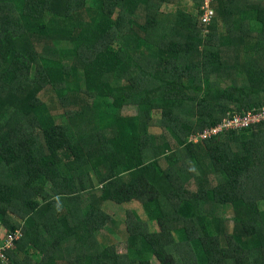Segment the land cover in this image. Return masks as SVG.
I'll list each match as a JSON object with an SVG mask.
<instances>
[{
  "label": "trees",
  "instance_id": "1",
  "mask_svg": "<svg viewBox=\"0 0 264 264\" xmlns=\"http://www.w3.org/2000/svg\"><path fill=\"white\" fill-rule=\"evenodd\" d=\"M181 1L0 0V264H264V0Z\"/></svg>",
  "mask_w": 264,
  "mask_h": 264
},
{
  "label": "rangeland",
  "instance_id": "2",
  "mask_svg": "<svg viewBox=\"0 0 264 264\" xmlns=\"http://www.w3.org/2000/svg\"><path fill=\"white\" fill-rule=\"evenodd\" d=\"M177 8L183 9V10L188 11V12H193V13H195V11H196V7L194 6V3L192 0H182L179 5L172 6V7L168 6L167 9H174L175 10ZM53 95L54 94L53 93L51 94L49 91V92L41 93L40 96H41L42 100L50 106L53 115L57 117L56 119L58 121H61L62 111H61V108L59 107V105L57 104V102L55 101V98L53 97ZM123 112H124V115H133V114H136V109L133 106H127V107H125ZM157 115L158 114H156V116ZM150 132L159 133V132H161V130H160V128L153 127V128H150ZM104 209L108 210L111 214H113V216H115L116 219L120 222L118 224L113 225V226L110 225L111 230L106 228V229H103L102 231H100L99 234L101 235V238H103V237H106V239L108 238L109 240H111L110 243L116 242V241L120 242L119 253L127 254V249H126L127 247L125 246V244H126L125 237L126 236L123 233L125 227L121 221H123V219H124L123 216L125 215L126 210H133L143 220H147V216L145 215L143 208L141 207V205L139 203L133 201V202L125 203L122 205L110 203V204H107L106 208H104ZM223 212H224L226 217H232V210H231L230 206H225ZM230 227H232V224L230 225ZM1 229H2V231L0 232V239H3L5 230L3 229V227ZM6 263H9V262L7 261ZM152 264H157V260L153 258Z\"/></svg>",
  "mask_w": 264,
  "mask_h": 264
},
{
  "label": "built area",
  "instance_id": "3",
  "mask_svg": "<svg viewBox=\"0 0 264 264\" xmlns=\"http://www.w3.org/2000/svg\"><path fill=\"white\" fill-rule=\"evenodd\" d=\"M210 0H206V4L204 6V13H203V22L208 23L210 18L213 15V10L209 8ZM264 122V107L258 111L253 113H246L244 116H235L232 119L224 120L219 126L205 130L203 133L199 134L201 139H206L216 135L218 132L222 130H241L245 127H248L251 124H256ZM197 140V138H195ZM21 236L20 231L15 232H8L5 236L4 244L0 246V256L3 257L2 251L6 248L12 246V242L18 239Z\"/></svg>",
  "mask_w": 264,
  "mask_h": 264
},
{
  "label": "clouds",
  "instance_id": "4",
  "mask_svg": "<svg viewBox=\"0 0 264 264\" xmlns=\"http://www.w3.org/2000/svg\"><path fill=\"white\" fill-rule=\"evenodd\" d=\"M3 227V229L5 230V233H4V238L3 239H1V242H0V246H2L3 244H4V240H5V236H6V234L8 233V232H11V231H8L3 225H1L0 224V228H2ZM16 231H20V230H16ZM15 232V231H14ZM17 240V239H16ZM117 248V247H116ZM7 249V248H6ZM118 250V249H117ZM4 251V250H3ZM3 251H2V254H3ZM0 258L1 259H4V257H1L0 256Z\"/></svg>",
  "mask_w": 264,
  "mask_h": 264
},
{
  "label": "crops",
  "instance_id": "5",
  "mask_svg": "<svg viewBox=\"0 0 264 264\" xmlns=\"http://www.w3.org/2000/svg\"><path fill=\"white\" fill-rule=\"evenodd\" d=\"M2 231V229L0 228V232ZM116 241V240H115ZM117 243H118V241H116ZM116 242H112V244H116ZM116 247H117V245H116ZM119 248L120 247H117V249H118V252H119Z\"/></svg>",
  "mask_w": 264,
  "mask_h": 264
}]
</instances>
